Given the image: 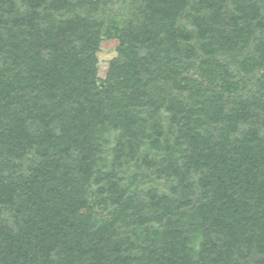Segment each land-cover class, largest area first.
I'll use <instances>...</instances> for the list:
<instances>
[{"label":"trees","instance_id":"trees-1","mask_svg":"<svg viewBox=\"0 0 264 264\" xmlns=\"http://www.w3.org/2000/svg\"><path fill=\"white\" fill-rule=\"evenodd\" d=\"M0 264H264V0H0Z\"/></svg>","mask_w":264,"mask_h":264},{"label":"rangeland","instance_id":"rangeland-1","mask_svg":"<svg viewBox=\"0 0 264 264\" xmlns=\"http://www.w3.org/2000/svg\"><path fill=\"white\" fill-rule=\"evenodd\" d=\"M118 43L119 42L116 39H106L102 42L100 51L98 53L100 77H105L108 70L109 61L117 55L116 48Z\"/></svg>","mask_w":264,"mask_h":264}]
</instances>
